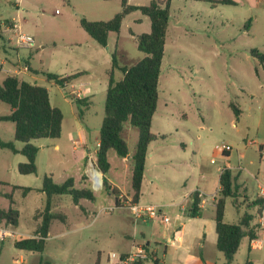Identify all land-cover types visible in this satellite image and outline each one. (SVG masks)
Returning <instances> with one entry per match:
<instances>
[{"label": "rangeland", "instance_id": "obj_1", "mask_svg": "<svg viewBox=\"0 0 264 264\" xmlns=\"http://www.w3.org/2000/svg\"><path fill=\"white\" fill-rule=\"evenodd\" d=\"M150 1L129 0V4L146 6ZM210 4L200 0H170V20L158 85L159 99L150 127L156 138L148 147L144 174L146 192L139 201L142 204L163 206L162 212L171 219V223L166 225L155 220L136 226L127 206V199L132 200L133 197L131 159L123 160L114 150H110V170L104 176L96 165L94 153L105 115L104 102L108 87L105 74L112 64V55L115 53L121 66H132L140 61L144 55L138 50V36L149 32L150 19L140 11L127 15L120 33H110L108 46L104 48L81 27L80 20L108 21L122 11L121 0H23L20 7L15 6L12 0H0V60L16 57L11 52V48L16 47V34L5 33L8 25L16 23L21 26V32L33 36L36 41L34 67L62 75L92 68L90 75L93 76L82 79L84 82H93L89 88L93 96L89 99L84 97L81 104L75 102V97L69 96V89L57 88L42 80L38 82L49 89L53 106L62 111L64 118L59 138L33 141L39 148L36 173L20 174L18 164L26 157L0 147V209L8 210L9 195H12V207L20 213L17 227L0 222V228L15 232L12 236L0 237V264H39L41 260L50 264H110L109 254L127 252L135 234L137 243L149 242L148 249L155 251L161 262L181 264L177 255L182 252V248L177 249L178 243L171 246L166 240L173 238L175 230L184 224L185 247L200 244L197 227L205 225L208 228L214 221L215 208L209 203L205 206V223L200 225L199 221L188 223L187 216L180 214V207L174 203L197 187L198 183H202L200 178L205 174V168L216 169L222 165V161L212 154L213 150L231 144V140L237 136L241 137L236 128L242 126L239 121H235L234 126L225 111L219 116L213 113L215 108L211 94L215 90L223 96L224 88L234 92L231 84L234 77L219 65L217 70L220 80L214 81L202 63L206 60L208 46L224 44L226 49L217 61L221 63L233 55L231 59L239 65L241 52L238 55L231 52L240 47L237 30L244 9L225 6L211 12ZM226 12L231 13L235 22L234 26L230 25L224 31ZM8 38H12L13 42H9ZM19 53L26 56L27 52ZM246 67L252 68L249 65ZM122 76L119 70H115L114 79L118 80ZM75 86L85 90L84 85ZM256 86L257 83H254L253 89ZM10 108L0 101V117L7 115ZM201 113L207 114V120L215 127L209 137L206 130L198 128L202 120ZM244 119L248 118L245 116ZM122 137L127 142L129 154L133 155L139 140L138 128L125 124ZM0 138L13 142L15 146L23 144L15 140V124L10 121L0 120ZM249 138H252V130ZM242 144L245 146L244 140ZM247 150L258 154V148ZM211 159L217 164L212 165ZM94 170L102 174L100 187L94 186L91 175ZM45 175H52L58 184L72 178L76 189L92 191L95 199H81L76 204L70 195L53 196L52 212L56 218L51 222L45 251L34 253L16 249L14 241L34 237L40 225L46 204V195L41 191ZM104 177L123 190L113 187L109 182L123 195L125 201L120 203L122 207H116L117 195L106 190ZM15 186L31 187L32 190L23 193L21 189H13ZM188 201L189 198L183 203L186 213L191 206ZM232 212L234 210L229 207V217ZM178 215L182 217L179 219ZM261 237L263 249L256 251L255 255L264 258V235ZM166 244L167 256L164 254ZM247 250V239H244L232 264H245ZM208 257L212 258L214 264L225 262L223 254L214 248L209 251Z\"/></svg>", "mask_w": 264, "mask_h": 264}, {"label": "trees", "instance_id": "obj_2", "mask_svg": "<svg viewBox=\"0 0 264 264\" xmlns=\"http://www.w3.org/2000/svg\"><path fill=\"white\" fill-rule=\"evenodd\" d=\"M213 5H235L231 0H204ZM122 11L108 21L80 20L81 27L100 46L106 48L110 33L119 34L124 18L140 11L150 19L149 32L139 34L138 50L144 57L132 66L119 65L115 53L112 55V68L108 72V87L105 99V115L100 126L99 145L96 151V165L100 172L106 176L110 170L108 152L114 150L122 159L130 157L133 163L131 185L133 190V203H139L142 184L145 174L148 147L155 140L151 128L153 117L157 110L159 92L158 85L161 75V66L165 54L167 30L170 20V0H151L146 6H134L129 0H121ZM260 60L264 55L255 54ZM115 70H119L123 77L114 79ZM81 73L67 77H61L52 73H45L49 81L57 85L71 83ZM0 101L8 104L12 112L8 116L0 117L2 121H10L15 124V140L23 143L19 150L13 142L2 141L0 147L11 150L15 154H21L27 161L18 164V172L22 175H31L37 172V154L39 148L33 144L38 139H57L61 136L63 113L51 105L48 90L36 84H30L20 80L17 76H7L0 84ZM78 104L82 100H76ZM235 116H239V110L232 105ZM125 124L138 128L139 140L135 153L130 156L126 140L122 137ZM219 197L215 200V226L217 234V249L223 254L225 264H232L239 250L243 238L248 237L252 241L254 235L246 231L241 224H229L225 222L226 201L235 197L234 179L228 169H224L220 175ZM104 186L116 196L117 207L119 204V190L111 187L108 179L104 177ZM13 189H21L23 193H29L32 188L15 186ZM41 191L46 195V204L41 215V222L34 237L23 238L14 241V247L22 251L43 253L50 233L51 222L56 218L52 212V199L55 195H70L78 204L81 199L94 201L95 196L90 190L76 189L74 179L70 178L62 184L55 183L52 175H45ZM10 207L8 210L0 209V222L8 223L14 227L19 224L20 213L14 209V200L9 195ZM260 206L262 200H260ZM201 199L198 193H194L193 201L187 211L189 218L201 216ZM149 246V242H146ZM203 264L205 260L201 257ZM39 264H50L41 260ZM246 264H251L247 262ZM264 264V263H263Z\"/></svg>", "mask_w": 264, "mask_h": 264}, {"label": "crops", "instance_id": "obj_3", "mask_svg": "<svg viewBox=\"0 0 264 264\" xmlns=\"http://www.w3.org/2000/svg\"><path fill=\"white\" fill-rule=\"evenodd\" d=\"M231 1H233L235 5L210 4V10L211 12H215L220 7L225 6H236L237 8L242 7V9H244L241 12V21H239V28L237 30V40L240 42V47L234 48L231 52L234 55H238L239 52H241V56H239V65L237 66L233 62V59H231L233 55L230 59L223 60V62L221 63L217 61L219 58H222L221 52L226 49L224 48V44H214L208 46L206 50V60L203 61L202 64L206 68V72H208L211 77H214V81L220 80L219 71L217 70V67L219 65H221L223 68H226L227 73L232 74V76L234 77L231 82L232 86L234 87V92H229L228 89L224 88V94L223 96H220L214 90L213 94H211V97L213 101L212 105L215 108L213 110L215 116H219L220 114H222V112L225 111L230 115V122L233 125L235 124V121H239L242 123L241 127L237 126L236 128L237 133H241V137L237 136L235 140H231V144H224L232 148L230 152L223 153L220 149L215 148L212 154L222 161V165H219L216 169L205 168V174H202V178H200L202 183H198L197 187L192 189L190 192H187L180 200H178V202L174 204L180 207V214L187 216V213L185 212V208L183 206L184 201L189 198L190 201L188 202L192 203L194 193H196V191L198 190L203 191L205 193V202L203 204H200V208L202 211L201 216L198 218H189L187 216V219L188 223L194 221H199V224L205 223L203 218L205 206L209 203V205L215 208V200L219 197V191L221 188L219 184L221 169H228L234 179L235 197L229 198L226 201L225 222L232 225L241 224L246 231L252 232V234L254 235V239H262L263 241V238L261 236L264 235V233H259L257 230V217L260 211L259 202L261 200L259 196V185H264V60H260L255 54L264 55V4L261 5V3H259L257 0ZM225 14L226 16L224 17V19L226 21V29H224V31H227L230 25L234 26L235 18L232 17L230 12H226ZM5 35H3V37H5ZM8 41L13 42L12 38H8ZM34 47L26 51V56H21L19 51L15 47L11 48V52L15 53L16 57L14 56L9 57V59L0 60V78L2 77V79H0V84L7 76H17L20 80L26 81L30 84L41 86L38 82H41L42 80V82H49V84H53L57 88H61L54 81H49L46 78L45 73L52 72L44 70L43 68H37L33 66V60L35 56L34 52L36 51L34 50ZM43 50L44 46L42 47V51ZM106 57L109 62V55L107 54ZM240 63L242 65H240ZM24 65L28 67L27 72L23 70ZM248 65L252 66V68L246 67ZM111 68L112 64L109 69L106 70L107 72L105 75L107 77L108 72L111 70ZM91 70L92 68H87L83 71L74 73H81V75L72 80V84L74 85L77 84L80 86H85V97H87V99H89L90 96H93V91H89V88H91L93 82H84L82 81V79L83 77H93L92 74L90 75ZM52 74H56L61 77L74 75H62L59 73ZM254 83H257L255 89H253ZM46 89L48 90L50 97L49 102L53 106L51 102L52 97L50 95V91L48 88ZM251 92H254L255 94ZM248 93L252 95H249ZM232 105L236 106V108L239 110L238 117L235 116ZM11 112L12 108H10V112L4 116L10 115ZM245 116L248 118L247 120L244 119ZM201 119L202 120L198 128L202 131L206 130L208 134L207 136L209 137L210 134L214 132L215 127L207 120V114L204 115L203 113H201ZM250 129L252 130V138H249V132H251ZM242 140H244L245 146L242 144ZM98 145L99 141L97 143V148ZM22 147L23 144L21 146H16V148L19 150ZM251 147L258 148V154H256L255 152H247V149ZM248 156L249 158H247ZM94 157H96V151L94 153ZM129 158L130 157H128V159ZM212 160L214 159H211L210 163L212 165H216L217 161L214 160L215 163H212ZM26 161L27 159L20 161V163H24ZM109 182L112 183L111 185L113 187H116L119 190L123 191L112 180L109 179ZM185 188H187V186ZM147 191L150 192L149 189H147ZM145 192L146 190L144 176L141 198L144 196ZM131 194H133V190L131 191ZM229 207L232 209V211L234 210L231 217L228 216ZM178 217L180 219L182 216L178 215ZM215 225L216 224L214 217V221H211V223L208 225V228L205 225L201 228L200 226H198L197 236L200 240V244L192 245L190 248L185 247L186 224L180 226V228H177L174 232L173 238L167 239L166 243H171V246H174L176 245V243H178L177 249L182 248V252L177 255V259L181 262V264H203L201 257L205 260L206 264H214L211 261L212 258L210 259L208 255L209 251H211L213 248L218 250L216 247L217 234ZM191 226L193 228H196L193 225ZM244 239H247L248 246L246 263L250 262L251 264H263L264 258L258 257L257 254L255 255V252L262 250L263 246L261 247V249H252L250 238L245 237L242 239V241ZM167 244L164 248L165 256H167L168 252ZM159 264H165V262H161L160 260Z\"/></svg>", "mask_w": 264, "mask_h": 264}, {"label": "built area", "instance_id": "obj_4", "mask_svg": "<svg viewBox=\"0 0 264 264\" xmlns=\"http://www.w3.org/2000/svg\"><path fill=\"white\" fill-rule=\"evenodd\" d=\"M259 3L264 4V0H257ZM15 6L20 7L23 0H12ZM15 32L16 39H15V48L18 51H27L32 49L35 46V39L33 36L25 34L21 32V26L19 24H12L8 25L5 28V33ZM23 70L25 72L28 71V67L26 65L23 66ZM62 89L68 90L70 97H75L77 100H81L85 97V90L83 88H76L74 84L71 83H64L63 86H60ZM217 149H220L223 153L230 152L232 148L228 145H223ZM212 163H215L212 160ZM224 169H221V174ZM95 186V182H94ZM101 186V185H100ZM98 186V187H100ZM96 187V188H98ZM198 193L199 198L202 199L201 203L205 202V193L203 191H196ZM259 196L262 200V205L260 206V211L257 217V230L259 233H264V185H259ZM123 195H119L118 199L119 204L124 202ZM128 200V209L130 214L133 218L134 225L137 224H146L148 222H152L155 220H159L163 224H170L171 219L166 216L163 212L162 206H156L153 204H142V203H133L132 200ZM116 205V202H115ZM117 207V205H116ZM114 208H110L109 210H113ZM14 231L10 229L0 228V237L4 238L5 236H12L14 235ZM136 234L133 236L132 245L127 252L117 253L112 252L109 254V263L110 264H159L160 259L156 256L155 251H151L149 246H146V243H137ZM263 246L262 239H254L251 241V248L252 249H261Z\"/></svg>", "mask_w": 264, "mask_h": 264}, {"label": "bare ground", "instance_id": "obj_5", "mask_svg": "<svg viewBox=\"0 0 264 264\" xmlns=\"http://www.w3.org/2000/svg\"><path fill=\"white\" fill-rule=\"evenodd\" d=\"M91 175H92V178H93L96 186H100L101 185V181H102L101 173H99L98 171L94 170Z\"/></svg>", "mask_w": 264, "mask_h": 264}, {"label": "water", "instance_id": "obj_6", "mask_svg": "<svg viewBox=\"0 0 264 264\" xmlns=\"http://www.w3.org/2000/svg\"><path fill=\"white\" fill-rule=\"evenodd\" d=\"M102 175V174H101Z\"/></svg>", "mask_w": 264, "mask_h": 264}]
</instances>
